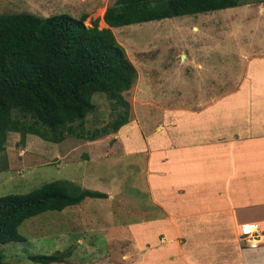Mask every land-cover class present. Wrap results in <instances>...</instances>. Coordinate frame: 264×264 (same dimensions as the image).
Wrapping results in <instances>:
<instances>
[{
  "label": "rangeland",
  "instance_id": "374dc122",
  "mask_svg": "<svg viewBox=\"0 0 264 264\" xmlns=\"http://www.w3.org/2000/svg\"><path fill=\"white\" fill-rule=\"evenodd\" d=\"M114 1L0 0V14L30 12L48 16L64 12L74 18L84 15L86 26L96 20L98 27L103 28L105 6ZM236 1L237 4L227 10L111 28L137 71L136 81L129 90L122 92L127 106L108 98L105 92L93 93L94 110L74 122L75 133L65 135L60 142L47 141L35 134L23 135L21 131L8 132L4 149L0 151V196L25 193L46 182L62 180L70 189L103 191L107 197H87L61 211H47L24 220L18 230L25 240L1 246L2 264H43L30 256L56 253L61 257L59 262L49 264H153L147 255L154 249L159 251L161 245L145 237L143 232L147 225L140 223L160 210L146 201L147 187L141 182L149 173L145 169L144 149L128 147L127 140L133 135L138 137L135 141L144 137L151 127L163 120L165 113L171 114L169 126L175 127L178 120L186 125L191 116L183 118L187 113L182 109H198L201 113L206 105L214 106L220 100L228 105L227 96H224L228 93L224 68L228 63L226 57L232 68H236L238 57L228 53L231 47L237 50L233 43L237 41V48L243 50V55L249 53L250 62L264 57V11L259 18L255 16L262 11L264 0ZM214 46L216 49H211ZM214 51L221 65L209 63ZM237 55L243 57L240 53ZM210 76L211 81L207 82ZM208 88L215 89L217 97L209 98L208 90L205 91ZM124 107L129 113L127 124L114 133L88 139L90 132L103 128L125 110ZM178 110L183 113L176 122L177 118L173 117ZM21 120L29 122L32 119L26 116ZM204 128L206 134L211 130L207 124ZM80 129L86 138L76 137ZM193 133L196 132L193 130L191 136ZM185 151L194 150L191 146ZM221 155V165L217 167L228 170L229 176L231 165L223 158L224 151ZM151 171L155 175L151 180L156 182L162 175L161 169L153 166ZM235 184L241 183L236 181ZM236 217L240 219L238 214ZM240 229L236 224L228 226V243L234 241L238 249L246 241ZM163 236H158V243ZM239 259L238 254L228 249V264H238Z\"/></svg>",
  "mask_w": 264,
  "mask_h": 264
},
{
  "label": "trees",
  "instance_id": "16d2710c",
  "mask_svg": "<svg viewBox=\"0 0 264 264\" xmlns=\"http://www.w3.org/2000/svg\"><path fill=\"white\" fill-rule=\"evenodd\" d=\"M236 4V0H115L105 9L102 18L108 27L103 28L96 20L86 26L84 15L74 18L64 12L48 16L0 14V151L9 131L35 134L52 142L75 133L72 124L95 108L91 100L95 92H105L125 106L122 92L136 81L137 71L112 27ZM26 116L32 120L22 121ZM128 121L125 108L103 128L90 132L88 139L114 133ZM82 131L76 137L86 138ZM87 197L105 198L107 194L81 187L70 189L65 181L53 180L25 193L1 195L0 264L2 245L25 240L18 230L24 220L47 211H61ZM30 258L49 264L59 262L61 257L56 253Z\"/></svg>",
  "mask_w": 264,
  "mask_h": 264
},
{
  "label": "crops",
  "instance_id": "0c3cea01",
  "mask_svg": "<svg viewBox=\"0 0 264 264\" xmlns=\"http://www.w3.org/2000/svg\"><path fill=\"white\" fill-rule=\"evenodd\" d=\"M263 11L264 7L255 16L259 18ZM101 23L108 27L103 19ZM236 42L233 44L237 50L228 49L230 55L238 57L236 68H232L228 57L224 68V78L228 81V93L224 96L228 105L220 100L214 106L206 105L201 113L198 109H182L187 113L183 118L191 115L187 128L183 120H178L183 112L176 111L175 127L169 126L171 114L165 113L163 120L151 127L144 137L135 141L138 137L133 135L127 140L128 147L144 149L145 169L149 173L144 182L141 181L147 187V193L145 188L143 192L146 201L160 210L140 223L147 225L143 232L145 237L161 245L159 251L154 249L147 255L153 264H228V249L238 254V264H264V235L259 246L253 249L244 248L246 245L238 249L234 241L228 243V226L232 224L241 229L251 223L253 227L259 225L264 234V57L250 62L249 53L243 55ZM225 46L228 47V43ZM213 56L209 63L221 65L216 51ZM210 73L215 79L212 67ZM210 81L211 76L207 78V82ZM207 90L209 98L217 97L215 89ZM205 124L211 128L208 134ZM193 130L196 133L191 136ZM191 146L194 151H185ZM221 151L231 165L229 176L228 170L217 167L221 165ZM133 153L138 155V152ZM153 166H159L162 172L156 182L151 180L155 176L151 171ZM236 181L241 184H235ZM159 232L162 233L159 235ZM158 236H163L161 243ZM210 240L214 243L210 244Z\"/></svg>",
  "mask_w": 264,
  "mask_h": 264
},
{
  "label": "built area",
  "instance_id": "2783aa9c",
  "mask_svg": "<svg viewBox=\"0 0 264 264\" xmlns=\"http://www.w3.org/2000/svg\"><path fill=\"white\" fill-rule=\"evenodd\" d=\"M259 227V225H258ZM257 226L253 227V224H248L247 226L242 227L241 229V235L243 238H245L244 244L247 248H256L258 247V243L261 241V238L263 236L262 229ZM261 229V230H260Z\"/></svg>",
  "mask_w": 264,
  "mask_h": 264
}]
</instances>
